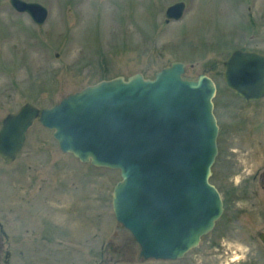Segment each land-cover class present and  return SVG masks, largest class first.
I'll list each match as a JSON object with an SVG mask.
<instances>
[{
  "label": "rangeland",
  "instance_id": "obj_1",
  "mask_svg": "<svg viewBox=\"0 0 264 264\" xmlns=\"http://www.w3.org/2000/svg\"><path fill=\"white\" fill-rule=\"evenodd\" d=\"M48 9L37 26L0 0V125L26 102L38 108L101 79L153 77L172 61L210 76L219 126L210 182L224 210L182 259H144L117 224L119 170L62 152L38 119L13 162L0 157L1 264H264V97L245 102L222 78L235 49L264 53V0H24ZM182 1V19L165 10Z\"/></svg>",
  "mask_w": 264,
  "mask_h": 264
},
{
  "label": "water",
  "instance_id": "obj_2",
  "mask_svg": "<svg viewBox=\"0 0 264 264\" xmlns=\"http://www.w3.org/2000/svg\"><path fill=\"white\" fill-rule=\"evenodd\" d=\"M41 26L48 9L37 2L9 0ZM185 3L165 10L178 20ZM173 61L153 78L134 73L89 84L39 109L26 102L0 126V157L13 161L38 118L52 130L61 151L96 167L118 169L112 190L115 219L133 235L143 258L181 259L214 227L223 212L219 191L209 182L217 154L213 113L216 85L199 74L183 77ZM226 86L245 101L264 95V54L233 50L224 62ZM264 243V232L259 233Z\"/></svg>",
  "mask_w": 264,
  "mask_h": 264
},
{
  "label": "clouds",
  "instance_id": "obj_3",
  "mask_svg": "<svg viewBox=\"0 0 264 264\" xmlns=\"http://www.w3.org/2000/svg\"><path fill=\"white\" fill-rule=\"evenodd\" d=\"M240 247L243 249V253H247V251H248L247 246L241 245ZM243 253L241 255L231 256L230 261L226 262V264H236L237 261L245 260L246 255H244Z\"/></svg>",
  "mask_w": 264,
  "mask_h": 264
},
{
  "label": "flooded vegetation",
  "instance_id": "obj_4",
  "mask_svg": "<svg viewBox=\"0 0 264 264\" xmlns=\"http://www.w3.org/2000/svg\"><path fill=\"white\" fill-rule=\"evenodd\" d=\"M0 242H1V237H0ZM1 248V247H0Z\"/></svg>",
  "mask_w": 264,
  "mask_h": 264
}]
</instances>
